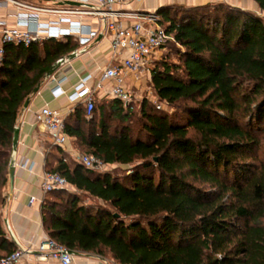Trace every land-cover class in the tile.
<instances>
[{
  "label": "trees",
  "instance_id": "1",
  "mask_svg": "<svg viewBox=\"0 0 264 264\" xmlns=\"http://www.w3.org/2000/svg\"><path fill=\"white\" fill-rule=\"evenodd\" d=\"M253 1L264 14V0ZM155 12L173 37L163 49H181L176 62L161 51L149 85L158 103L182 116L147 99L137 111L97 100L90 116L84 103L74 105L64 127L79 150L133 166L121 176L92 171L54 146L59 155L45 171L99 203L49 191L44 230L69 250L116 264H264V18L222 2ZM78 48L73 37L3 45L0 205L18 114L51 66ZM15 249L0 217V258Z\"/></svg>",
  "mask_w": 264,
  "mask_h": 264
},
{
  "label": "built area",
  "instance_id": "2",
  "mask_svg": "<svg viewBox=\"0 0 264 264\" xmlns=\"http://www.w3.org/2000/svg\"><path fill=\"white\" fill-rule=\"evenodd\" d=\"M79 2L77 0H72ZM136 0H93L78 6L66 3L58 4L49 0L45 5L30 3L27 0H0V7H12L14 13L12 24L8 15L0 16V59L3 55V45H29L45 39L64 40L73 37L79 44L76 54L82 53L85 47L99 35L109 38V63L101 69L97 78L87 74L79 79L72 91L66 95L74 107L84 103L86 113L90 116L93 109L94 93L102 92L104 96L119 100L124 107L137 102L138 98L147 99L158 109L163 104L158 103L154 96L150 81L152 62L159 58L161 50L173 37L159 24L160 17L155 11H144L123 14L115 10V6L124 5ZM94 15L98 18L99 28L92 29L90 25L74 19V16ZM121 18L132 21L123 24ZM143 81L139 89L128 84L127 80ZM58 80L52 93L55 97L64 94ZM109 88L105 89V84ZM35 120L40 123L53 146L65 149L68 135L65 132L64 117L58 110L47 104L34 112ZM74 161L85 169L103 172L107 165L93 154L76 151L71 154ZM26 167V162L21 164ZM71 186L58 172L44 171L41 175L40 189L43 194L58 189H69ZM35 196L29 198V204L36 201ZM35 251L36 257L58 261L59 264H72L73 255L64 245L50 237L41 240ZM30 249L20 245L9 255L0 258V264H23V257Z\"/></svg>",
  "mask_w": 264,
  "mask_h": 264
},
{
  "label": "crops",
  "instance_id": "3",
  "mask_svg": "<svg viewBox=\"0 0 264 264\" xmlns=\"http://www.w3.org/2000/svg\"><path fill=\"white\" fill-rule=\"evenodd\" d=\"M45 3L49 0H43ZM51 1V0H50ZM54 1V0H53ZM62 4L66 0H55ZM81 3L93 0H77ZM210 0H136L130 3L115 6L120 13H134L144 11H156L159 7L170 4H183L185 6L203 5ZM14 13L12 7H0V16L8 15L9 24H12ZM74 19L90 25L92 29L99 28L98 18L94 15L74 16ZM123 24L131 22V19L121 18ZM82 53L64 62L55 73L40 86L37 93L29 97L26 108L20 110L16 128H18V140L16 148H12L9 166L14 167L13 184L10 188L9 174L7 171V184L2 190L4 203L0 205V217L3 229L7 237L14 241L16 247L20 245L24 249H30L23 257V264H59L58 261L47 258L41 260L36 257L35 251L38 243L47 237L44 230L41 215V203L45 194L40 189L41 175L46 170V162L55 165L58 150L49 142L43 126L35 120L34 112L47 104L52 109L58 110L64 119L72 111L66 95L72 91L79 79L87 74L97 78L101 69L109 63V38L99 35L92 40ZM64 79L61 88L64 94L55 97L52 90L58 80ZM128 84L136 89L142 86L143 81L127 80ZM109 88V83L105 84ZM111 99L102 92L94 93V101ZM67 159H73L71 154L80 151L73 137H68L65 149H61ZM26 162V167L21 164ZM8 166V168H9ZM73 188V187H70ZM37 198L29 204V198ZM72 264H116L111 258L92 253H80L73 256Z\"/></svg>",
  "mask_w": 264,
  "mask_h": 264
},
{
  "label": "rangeland",
  "instance_id": "4",
  "mask_svg": "<svg viewBox=\"0 0 264 264\" xmlns=\"http://www.w3.org/2000/svg\"><path fill=\"white\" fill-rule=\"evenodd\" d=\"M27 1L30 3H38L40 5L46 4L45 2L40 1V0H27ZM220 2L229 4V5H233V6L242 8L244 10L251 11V12H253V13L264 18V14L262 13V11L259 9L258 5L253 0H210L209 2H207L205 4L213 5V4L220 3ZM205 4H203V5H205ZM171 5H183V4H171ZM176 49H181V47L177 46V45L169 46L167 49H165V50L162 49L161 51L163 52V56L165 57V59H167L168 61H173V62L175 61L176 62V60H177V55L175 52ZM140 102H141V98H138L137 102L133 104L134 111H137V109L139 108L138 104ZM160 110L167 111L174 118H180L182 116L180 111H178L174 107L168 108L167 106L162 105ZM116 124H118V121L113 120V122L110 125L113 127ZM258 134H259V140H260V148H259L258 154L262 158H264V130L258 131ZM132 166H133V164H131V165L110 164V165H107V169L104 172H109L112 175L121 176L124 173H126L127 171H129V169ZM68 191L77 194L79 196L80 200L83 201L84 203H94V204L99 203V200L91 198L90 196H88L85 193H80V192L76 191L74 188H69Z\"/></svg>",
  "mask_w": 264,
  "mask_h": 264
},
{
  "label": "water",
  "instance_id": "5",
  "mask_svg": "<svg viewBox=\"0 0 264 264\" xmlns=\"http://www.w3.org/2000/svg\"><path fill=\"white\" fill-rule=\"evenodd\" d=\"M66 4L69 5H74L78 6L80 3L72 0H66L64 1ZM76 56V52L73 51L70 54H67L63 57H61L58 61H56L51 68L47 71L43 79L37 84V86L33 89L32 95L38 92L40 86L44 83L45 80L49 79L55 71L62 65L64 62L69 61L73 59ZM29 103V98L25 101L23 107L26 108ZM17 140H18V128L15 127L14 133H13V142H12V148L15 149L17 145ZM8 174H9V183H10V188H12L13 184V175H14V167L13 164L11 163L9 168H8ZM69 252L74 256V255H80V252L74 251V250H69Z\"/></svg>",
  "mask_w": 264,
  "mask_h": 264
}]
</instances>
